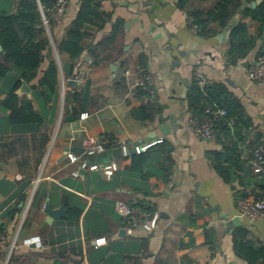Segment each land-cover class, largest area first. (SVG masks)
<instances>
[{
	"label": "crops",
	"instance_id": "obj_1",
	"mask_svg": "<svg viewBox=\"0 0 264 264\" xmlns=\"http://www.w3.org/2000/svg\"><path fill=\"white\" fill-rule=\"evenodd\" d=\"M82 1L69 0L61 24H46V12L38 0L45 27L39 38L48 46L37 77L26 82L16 69L0 77V232L10 247L19 245L6 264H249L237 254L235 239L243 230L246 240L264 246V218L248 220L239 213L237 201L245 194L251 199L258 193L264 195L255 186L263 173L234 170L226 181L216 171L209 153L222 150L225 133L218 130L208 140L196 136L190 126L188 95L195 75L203 74L213 88L224 89L223 97L238 101L252 118L254 127L244 145L253 142L258 133L264 136V85L248 77V69L264 46L258 24L251 17L243 18L242 13L240 20L258 39L247 58L232 64L226 28L215 37H205L192 31L188 23L190 9L208 11L215 0H186L185 7L183 0H95L112 19L101 28L86 25L82 30L84 53L74 59L58 46ZM20 2L0 0V14L16 13ZM52 63L59 72L57 96L52 92L47 96L39 86ZM78 73L85 75V82L73 88L70 81ZM145 74L153 76L154 94L150 95L160 112L153 120L142 122L133 110L143 101L130 95V86ZM23 82L30 94L18 93ZM12 91L20 105L31 104L41 116L40 131L36 124H12L11 110L4 104ZM75 91L88 97L84 110L71 96ZM75 107L77 119H67ZM172 117L176 126L165 140L159 126L163 121L170 123ZM153 132L157 137L150 138ZM45 133L49 139L44 146ZM103 135L129 147L163 140L150 150L153 160L143 170L152 173L148 180L127 169L136 153L124 156L120 145L109 148L112 162L119 166L111 178L70 163L67 154L75 153L71 148H83L84 139ZM250 157L243 146L241 158ZM97 161L95 157L93 162ZM163 171L169 176L165 184L159 178ZM162 182L158 193L155 187ZM48 201L53 209L65 206L66 217L50 221L44 212ZM118 202H144L151 207V215H159L153 235L143 227L128 234L115 211ZM74 206L83 208L78 223L68 220L69 208ZM31 237H38L43 247L23 246ZM99 238H105L106 244L95 246L93 241ZM0 264L5 260L0 259Z\"/></svg>",
	"mask_w": 264,
	"mask_h": 264
},
{
	"label": "trees",
	"instance_id": "obj_2",
	"mask_svg": "<svg viewBox=\"0 0 264 264\" xmlns=\"http://www.w3.org/2000/svg\"><path fill=\"white\" fill-rule=\"evenodd\" d=\"M57 0H39L45 12L52 8ZM257 0H215L212 8L205 11L201 8H193L189 10L188 15L194 20V24L199 28V34L205 37H215L220 29L227 28L229 22L238 13L239 9L244 4H251ZM186 0H183L181 5L185 7ZM243 18L251 17L258 24V34H264V0L255 8L248 7L243 11ZM112 15L102 11L100 4L95 0H83L77 17L69 25L66 33V38L59 44L60 51L67 52L74 59H79L84 53L83 32L86 25H95L98 28L103 27L107 22L111 21ZM45 31L41 15L39 13L38 0H21L18 11L14 14H0V77L6 76L13 69L20 73V79L26 82H32L38 74V70L43 61V52L48 46L46 41L40 42V36ZM117 27L113 30L114 39ZM258 37L251 36L248 32V27L245 22L240 20L231 30L229 41L231 44L228 52L229 61L232 64L247 58L250 52L255 48ZM96 63V62H95ZM197 75V74H196ZM196 75L188 95V109L192 113V118L203 121L208 117L207 108L223 109L225 115L218 118L215 123V133L221 130L225 133V139L222 142V150L211 151L209 157L216 171L226 180L230 181L233 171H253L252 166L248 161L254 158V152L257 148L264 149V136L261 133L256 134V139L249 142L246 146V140L249 132L253 130L254 124L252 118L249 117L242 104L235 99H226L223 93V88H213L211 85L202 90L196 80ZM19 85V83H18ZM17 85V86H18ZM39 86L44 90V94L50 96L52 92L57 96L59 89V72L56 63H52L43 78L39 82ZM76 105L84 110L87 104V95H83L75 91L71 93ZM136 96L142 99L143 104L140 108L133 110V115L142 122L147 119H154L159 114V108H156L153 98L148 89L139 88ZM147 99V100H146ZM19 97L12 91L5 101L7 109L11 110L10 121L16 125H31L36 124V131H40L43 125L41 116L33 110L31 104H19ZM69 120L77 119V108L72 109ZM230 123H233L232 125ZM243 128L246 132L244 135ZM28 131V130H25ZM24 135L19 136L20 139ZM44 146L47 143L49 136L45 133L42 136ZM160 144L155 145L159 146ZM246 147L250 151L251 160H243L242 148ZM150 148L146 152L131 156L132 163L129 169L132 173L141 174L140 177L148 180L150 171H143L147 165L153 160L150 156ZM122 163V162H121ZM250 163V162H249ZM247 164L249 168H247ZM260 181H255L256 189L264 192V172ZM162 181L168 183L169 176L166 171H163L159 176ZM158 183L156 189L160 193L162 190ZM146 195L152 194L145 192ZM248 195H242L241 198H247ZM264 198L263 194L258 193L256 199ZM130 205V204H129ZM132 207H139L153 214V209L148 207L146 203L139 202ZM83 208L70 207L68 220L70 223H78ZM235 239V247L237 254L246 260L249 264H264V246L256 247L246 240V232L239 230Z\"/></svg>",
	"mask_w": 264,
	"mask_h": 264
},
{
	"label": "built area",
	"instance_id": "obj_3",
	"mask_svg": "<svg viewBox=\"0 0 264 264\" xmlns=\"http://www.w3.org/2000/svg\"><path fill=\"white\" fill-rule=\"evenodd\" d=\"M70 3L69 0H57L55 5L47 10L44 21L46 24L54 23L61 24L65 19L67 12L69 11ZM188 23L192 31L198 33L200 30L197 25L194 24V20L188 15ZM126 75H130V71H126ZM249 79L257 84L264 85V46L262 52L258 55L256 62L253 66L248 69ZM196 80L199 87L205 90L210 86L208 79L201 73H197ZM77 85H82L85 82V75L78 73L75 77ZM148 89L151 95L154 94V81L151 74H145L140 76L130 86V95H136L137 90ZM206 113L208 117L203 121L197 119L190 120V126L193 129L196 136L201 139L208 140L212 139L215 135V123L219 117L225 115V110L207 108ZM163 140H156L151 143H145L142 145H132L129 147L126 144H120L116 140L112 139L107 135H103L95 138H87L82 142L84 149V155H77L76 153L69 152L67 157L70 163L78 164L83 170L90 171H103L106 177L111 178L114 173L119 169V166L115 162L101 164L89 161L90 156H97L98 154L104 153L109 148L120 145L124 156H128L130 149L133 147L136 154L146 152L155 145L161 143ZM84 156V158H83ZM251 165L255 174H261L264 172V149L259 147L254 152V158L251 161ZM74 176H78L75 172ZM237 208L239 213L252 222H259L264 218V198H239L237 201ZM116 213L124 220V230L131 234L132 231L137 227H143L147 232H153L159 222V215L156 213L151 215L147 210H143L139 207H132L126 202H118L115 204ZM95 246H102L106 244L105 238L95 239L93 241ZM32 244H37L39 247H43L38 237L27 238L23 242V246L29 247ZM19 249V245L13 244L9 246L7 237L5 234L0 232V259L5 260V264L10 259L13 251Z\"/></svg>",
	"mask_w": 264,
	"mask_h": 264
},
{
	"label": "water",
	"instance_id": "obj_4",
	"mask_svg": "<svg viewBox=\"0 0 264 264\" xmlns=\"http://www.w3.org/2000/svg\"><path fill=\"white\" fill-rule=\"evenodd\" d=\"M260 3H261V0H257L256 2H252L250 5L249 4L242 5L241 8L239 9L238 13L229 22L228 27L225 29L224 32L226 33V36H230L231 30L238 23V21L240 20L241 15L243 13V11L246 8H248V7L255 8ZM219 37L222 38L221 35H219ZM245 65L247 66L248 64L246 63ZM112 70H113V73H116V71H117V64H115V65L112 66ZM70 85L73 88L76 87L77 86V81H75V80L70 81ZM21 92L30 94L31 90H30V88H29V86L27 85L26 82H23L22 83V86H21L20 90L18 91V93H21ZM175 126H176V119L174 117H172V121L170 123H166V122L163 121L160 124L159 130H160V132H161V134L163 136V139L168 140V137L171 134V130ZM151 137H157V136L153 132L152 135L150 136V138ZM71 151L75 152L77 155H84V156H86V154L84 153V149L83 148L74 147V148H71ZM130 152L131 153H136L135 152V149L133 147L130 149ZM96 157H98V160H99L97 162H102L104 164L111 163L112 160H113L112 154H111V152L109 150H107L104 153L98 154ZM64 158H65V156H63L62 159H64ZM84 171H81V172H84ZM101 172L103 173V171H101ZM44 212L49 216L50 221H53L55 219H60L62 217H66L67 209L65 208V206H62V207H60L58 209H53L52 206H51V204H50V202L48 201L46 203V205H45ZM153 233L154 232H151V236L153 235Z\"/></svg>",
	"mask_w": 264,
	"mask_h": 264
},
{
	"label": "rangeland",
	"instance_id": "obj_5",
	"mask_svg": "<svg viewBox=\"0 0 264 264\" xmlns=\"http://www.w3.org/2000/svg\"><path fill=\"white\" fill-rule=\"evenodd\" d=\"M89 158H91V160L93 162V159H95V156H90Z\"/></svg>",
	"mask_w": 264,
	"mask_h": 264
}]
</instances>
